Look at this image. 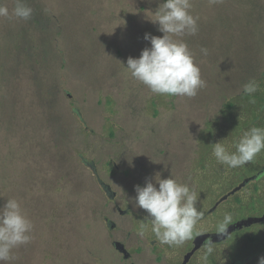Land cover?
Wrapping results in <instances>:
<instances>
[{
	"label": "rangeland",
	"instance_id": "1",
	"mask_svg": "<svg viewBox=\"0 0 264 264\" xmlns=\"http://www.w3.org/2000/svg\"><path fill=\"white\" fill-rule=\"evenodd\" d=\"M24 2L32 9L28 20L11 15L16 0H0L10 12L8 17L0 16V207L15 198L33 223L30 243L13 249L16 259L11 264H115L119 258L111 241L127 232L130 238L124 241L131 252L134 215L142 213L136 222L146 215L134 206V188L140 182L145 185L148 170L125 178L122 169L128 165L121 164V158L131 156L134 149L152 147L156 137L151 134L164 138L169 134L167 141L179 142L186 152L191 145L184 142L193 140L187 135L193 134L199 121L205 170L197 176L203 181L194 188L203 213L262 169L264 151L231 168L212 160L211 145L224 140L235 151L234 142L255 126L248 111L239 112L253 102L242 101L235 116L224 104L264 73V47L255 68L254 60L244 62L240 55L248 30L258 25L253 17L264 14V0H191V14L199 18L198 32L182 39L206 82L191 98L153 94L124 69L129 57L138 58L151 46L144 39L146 33L162 37L147 12L154 13L164 0ZM245 70L253 72L245 74ZM253 101L259 104L254 110L261 113L256 124L264 128V111L259 108L263 100ZM155 108L158 116H153ZM175 130L177 141L171 133ZM82 159L93 163L99 178L119 192L116 205L128 208L129 215L116 213ZM112 162L121 171H115ZM253 182L214 213L207 212L212 214L196 229L216 232L225 213L232 215V223L263 215L264 177ZM123 195L130 199L123 201ZM106 216L123 236L107 230L102 221ZM213 248L216 264L240 260L246 262L239 264H259L264 257L260 252L264 222L232 233ZM57 250L61 258L54 254Z\"/></svg>",
	"mask_w": 264,
	"mask_h": 264
},
{
	"label": "clouds",
	"instance_id": "2",
	"mask_svg": "<svg viewBox=\"0 0 264 264\" xmlns=\"http://www.w3.org/2000/svg\"><path fill=\"white\" fill-rule=\"evenodd\" d=\"M191 7V0H164L154 13L148 11V20L158 24V31L163 35L146 33L144 39L151 46L144 48L138 58L129 57L126 66L122 64L133 79L144 84L153 94L191 98L206 86L194 54L182 39L198 32L199 18L191 14ZM9 15V9L0 6V16ZM11 15L28 20L32 9L24 0H16ZM201 52L207 55V49L202 48ZM258 88V82L253 79L243 85L242 91L252 96ZM223 141L211 145L216 161L231 168L241 167L264 151V128L253 126L244 131L234 142L235 151L229 150ZM134 191V206L147 214L145 218L151 224V231L161 244L180 246L192 239L196 225L204 215L197 207V193L193 188L178 182L172 175L162 179L158 172L154 182L146 179L145 185H136ZM231 223L232 215L225 213L216 224L217 234L226 235ZM144 228L142 224L141 235ZM32 231L33 223L24 213L21 202L8 199L0 207V264H11L16 259L13 249L30 243ZM213 244L209 239L204 245L203 260L213 253ZM259 264H264V257L260 258Z\"/></svg>",
	"mask_w": 264,
	"mask_h": 264
},
{
	"label": "flooded vegetation",
	"instance_id": "3",
	"mask_svg": "<svg viewBox=\"0 0 264 264\" xmlns=\"http://www.w3.org/2000/svg\"><path fill=\"white\" fill-rule=\"evenodd\" d=\"M155 107V102H153L152 108ZM175 108V106H174ZM159 112L158 109H154L153 116H158ZM172 121V119H171ZM175 125L178 123L176 121H173ZM182 123V122H179ZM200 126L199 121L196 123V129L193 131V134L187 135L191 136L193 139L192 141L189 142H184L188 143L191 145V149L193 147L192 153L191 149L189 151L183 152L181 150L182 147L178 146V143L174 145L176 142H169L167 141V138L169 136L165 135L164 137L157 136L155 134H151L153 139L156 137V140H153V145L148 146L142 150H137L134 149L133 153L131 156L129 155H124L121 158V164H125L128 166H123L122 169V174L124 175L125 178L128 177H135L137 175H140L142 171L148 170V174L146 176V179H151L154 182V176L156 173H161V178L165 179L168 178L170 175L174 179H176L178 182L181 183H186L190 186V188H194L195 185H198V181H203V178H197L198 175L204 173V158L202 156V148H200V139H201V130L198 129ZM174 134V139L177 141L179 138L176 137V130L174 132H171ZM161 134V133H159ZM163 135V134H161ZM112 137V136H111ZM179 137L180 134H179ZM141 148V147H139ZM185 149V147H183ZM195 149V152H194ZM196 149L198 151L196 152ZM146 151L147 152H140V151ZM150 152V153H148ZM148 153V155H147ZM204 154V153H203ZM206 160L208 159V155H205ZM147 159V161H146ZM213 161H216L215 157H212ZM118 164V163H117ZM112 168L115 171H121L119 168V165L117 166L114 162L111 164ZM145 177V176H142ZM144 179V180H146ZM199 179V180H197ZM138 185L143 186L144 183H139ZM158 187V186H157ZM196 187V186H195ZM103 193L104 197L107 198L106 194L101 190ZM119 198V192H116V197L114 200H108L110 204H113L114 210L116 213H118L120 216H126L129 215L131 212L128 210H122L120 205H116V202L118 201ZM128 195H123L122 200L127 201L129 200ZM200 200L199 197L197 196V201ZM215 204V203H214ZM221 204V203H220ZM219 204V205H220ZM218 205V206H219ZM217 206V207H218ZM199 209V208H198ZM202 212V210H200ZM204 213L203 218L200 222H198V225H200L204 220H206L212 213ZM134 214V213H132ZM142 213H137L134 215V222L132 223L134 226V240L132 242V245L134 246L132 251L130 252L128 249L127 243L124 241V239H129L130 234L127 232L125 234L124 238L121 239H116L115 237H111L116 239L111 241V246L115 250L113 243L114 242H120L124 245L125 249L130 253V258L128 260H124L122 254H120L118 251L115 250V252L118 255V261L115 264H216L215 259L213 256L215 255L212 253L208 259L205 261L202 259L204 252H205V247L201 246L198 248L193 254L190 255L188 259H186V256L192 251L194 247V239L203 233H208V232H214V231H199L195 228L194 230V235L191 240L185 241L182 245L180 246H169L167 244H161L156 238L155 235L151 231V224L147 220L146 215H141L140 222H136V219L138 216ZM107 218L103 217L102 221L105 225L104 219ZM145 225V228L143 229V235H141V225ZM106 227V225H105ZM117 231L119 232L120 235L123 236V232L120 230L118 225L116 224V228L113 229L111 232ZM227 239V238H226ZM225 239V240H226ZM217 242L213 244V247L219 246L222 242ZM186 260V261H185ZM230 264V263H229Z\"/></svg>",
	"mask_w": 264,
	"mask_h": 264
},
{
	"label": "water",
	"instance_id": "4",
	"mask_svg": "<svg viewBox=\"0 0 264 264\" xmlns=\"http://www.w3.org/2000/svg\"><path fill=\"white\" fill-rule=\"evenodd\" d=\"M80 118H81V116H80ZM84 125H86V124H84ZM82 161L90 167L92 173L95 175V177L97 179L99 187L106 194L107 198L109 200H114L116 197V192L113 191V189L108 184L104 183L99 178L94 164L91 162H87V160H85V159H82ZM263 174H264V169H261L260 171L256 172L255 174L244 178L236 187H234L228 193H226L225 195L220 197L219 200L216 201V203L213 205V207L210 210H208V212H213L220 203L224 202L230 196H233L234 194L239 192L241 189L246 187L249 183L258 180L260 177H262ZM104 222H105L107 230L112 231L113 229L116 228V223L113 222L112 220H110L109 218H105ZM262 222H264V213H263V215L258 216V217L249 216V217H246V218H243V219H240L236 222L231 223L228 227L226 235H219V234H217V232H208V233L200 234L194 239V242H193L194 247H193L192 251L186 256V259H188L190 257V255L193 254L198 248H200L201 246H204L208 242L209 239H211L213 241V243L221 242V241L225 240L226 238H228L232 233H234L236 231H239L245 227H249L251 225L262 223ZM113 246H114L116 251H118L120 254H122L124 260H128L131 257L130 253L125 249V247L122 243L114 242ZM240 262H246V261H244V260L243 261H241V260L240 261H232L230 264H239Z\"/></svg>",
	"mask_w": 264,
	"mask_h": 264
},
{
	"label": "trees",
	"instance_id": "5",
	"mask_svg": "<svg viewBox=\"0 0 264 264\" xmlns=\"http://www.w3.org/2000/svg\"><path fill=\"white\" fill-rule=\"evenodd\" d=\"M261 8H262V6L258 10L260 11ZM263 15H262V18H260V15H259L258 19H255L253 17V19L255 20L256 24H258V25H256L255 28H252L251 30L249 29L247 36L242 41V50L244 51V53L240 54L241 58L243 59L244 62H250V61L254 60L255 64H252V66L254 65V68L261 61L260 60V55H261L260 51L262 50L261 48L264 47V21H262V20H264ZM250 35L254 36V37H251ZM258 60H259V62H258ZM252 72L253 71H251V70H247V71L245 70L244 73L245 74H252ZM255 81H257L258 84H259L258 90H261V93H259V95H257L255 93L252 96H248V95H245L243 92L240 95H237V96L235 95L233 97L230 95L229 98H228V102L224 104L225 105L224 108H226L227 110H230V111L233 110L234 111V116H235V115L238 114L237 109H238V111L240 110V106L239 105L241 104L242 101L243 102H245V101L253 102L254 106L247 108L245 111L241 110L239 112L245 113V112L248 111L249 117L253 121L252 125H255L256 127H258L256 122L260 119L261 113H258V112H256L254 110V108H256L259 104L255 103L253 101V98H256V99L260 98V100H263V103L259 107L260 111L263 112L264 111V95H263V93H264V87H263V85H264L263 84L264 83V73H262L261 77L258 80H255ZM262 87H263V89H260ZM231 113H232V111H231ZM237 130H238V128H237ZM262 169H264V166L262 167ZM263 177H264V174L259 179H261ZM259 179L256 180V181H259ZM256 188H257V186L255 187V190H256ZM63 215L64 214L62 213L60 217L62 218ZM61 221H62V219H61ZM257 239L258 238L256 237L255 240H257ZM52 242L55 243L54 241H52ZM56 245H58V244H56ZM49 246L52 247L54 245L49 242ZM58 246H60V245H58ZM47 251L50 252L49 249ZM260 252L263 253L264 252V248ZM54 254L56 256H58V257L60 255V258L63 256L61 254V252H59V250H57ZM258 254L259 253H257V255ZM60 258H59V262H60Z\"/></svg>",
	"mask_w": 264,
	"mask_h": 264
}]
</instances>
